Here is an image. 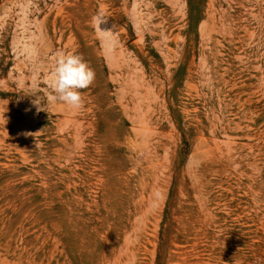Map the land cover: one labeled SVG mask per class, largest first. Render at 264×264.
<instances>
[{
	"label": "rangeland",
	"instance_id": "obj_1",
	"mask_svg": "<svg viewBox=\"0 0 264 264\" xmlns=\"http://www.w3.org/2000/svg\"><path fill=\"white\" fill-rule=\"evenodd\" d=\"M0 264H264V0H0Z\"/></svg>",
	"mask_w": 264,
	"mask_h": 264
},
{
	"label": "clouds",
	"instance_id": "obj_2",
	"mask_svg": "<svg viewBox=\"0 0 264 264\" xmlns=\"http://www.w3.org/2000/svg\"><path fill=\"white\" fill-rule=\"evenodd\" d=\"M93 26L102 33H107L109 29L102 28L107 24V19L103 14H97L92 18ZM95 73L79 54H65L58 52L54 58L51 69L50 88L52 95L48 100L59 101L69 106L72 110H79L83 106V100L79 90L86 89L94 80ZM32 104L37 111H42V105L33 96Z\"/></svg>",
	"mask_w": 264,
	"mask_h": 264
}]
</instances>
